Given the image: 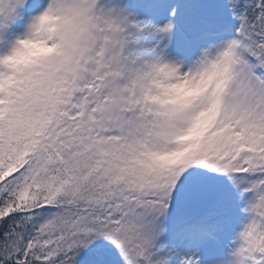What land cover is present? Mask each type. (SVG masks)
<instances>
[{
    "label": "snow or ice",
    "instance_id": "6c2138e0",
    "mask_svg": "<svg viewBox=\"0 0 264 264\" xmlns=\"http://www.w3.org/2000/svg\"><path fill=\"white\" fill-rule=\"evenodd\" d=\"M0 264H264V0H0Z\"/></svg>",
    "mask_w": 264,
    "mask_h": 264
}]
</instances>
